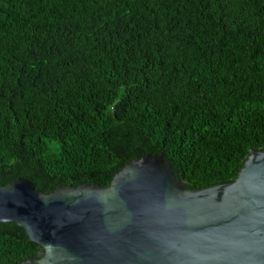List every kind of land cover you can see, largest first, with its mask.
Returning a JSON list of instances; mask_svg holds the SVG:
<instances>
[{
    "label": "trees",
    "instance_id": "1",
    "mask_svg": "<svg viewBox=\"0 0 264 264\" xmlns=\"http://www.w3.org/2000/svg\"><path fill=\"white\" fill-rule=\"evenodd\" d=\"M264 149V0H0V187H105L144 154L192 189ZM0 225V264L36 258Z\"/></svg>",
    "mask_w": 264,
    "mask_h": 264
},
{
    "label": "water",
    "instance_id": "2",
    "mask_svg": "<svg viewBox=\"0 0 264 264\" xmlns=\"http://www.w3.org/2000/svg\"><path fill=\"white\" fill-rule=\"evenodd\" d=\"M0 225L41 252L19 264H264V149L235 178L192 189L166 158L144 154L105 187H0Z\"/></svg>",
    "mask_w": 264,
    "mask_h": 264
}]
</instances>
